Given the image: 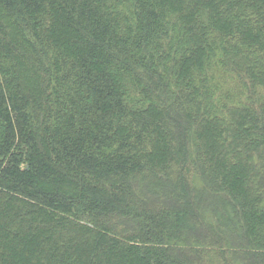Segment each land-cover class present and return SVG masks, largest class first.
I'll list each match as a JSON object with an SVG mask.
<instances>
[{
    "label": "trees",
    "instance_id": "obj_1",
    "mask_svg": "<svg viewBox=\"0 0 264 264\" xmlns=\"http://www.w3.org/2000/svg\"><path fill=\"white\" fill-rule=\"evenodd\" d=\"M263 196L264 0H0V264H264Z\"/></svg>",
    "mask_w": 264,
    "mask_h": 264
},
{
    "label": "rangeland",
    "instance_id": "obj_2",
    "mask_svg": "<svg viewBox=\"0 0 264 264\" xmlns=\"http://www.w3.org/2000/svg\"><path fill=\"white\" fill-rule=\"evenodd\" d=\"M218 93L215 94V96L217 95ZM179 124H185L186 120L183 119V118H179ZM200 180V179H199ZM174 188H179L178 186H174ZM229 189L231 191H236L235 187L234 186H229ZM228 187H226V185L223 183L221 184L220 187H212V188H206V192L204 194V200H203V209L206 210L208 207H210V205H212V203L210 202L211 200L209 199L210 196H214V197H219L218 199H221V200H225L227 201V205L225 206V209H228L229 212L231 210V207L230 206H233L235 209H236V212H237V217H232V219H227L225 216H222L220 215L219 213V218H217V221L220 223L221 219L225 217V221L223 222V226L225 225V232H227V235L228 237H233L232 235H238L240 236V238H242L244 241L241 240V244L244 245V247H248L251 243L249 242L250 240V236H249V231L247 230L249 228V224H248V219L246 217H240V213L238 212V208L236 206V201H237V198L236 196L234 197L233 195L228 194ZM229 190V191H230ZM237 193L236 195L238 196V192H235ZM210 195V196H209ZM223 197H225V199H222ZM262 199H264V196L262 197ZM172 201L173 200V196H171V199H169V201ZM170 201V202H171ZM217 210V207H215L214 209V214H216V211ZM218 214V213H217ZM221 216V217H220ZM213 219H216L214 218L213 216ZM236 219H239L238 222H245L246 225H247V229H245V233H244V230L242 231H239L237 228H236V223H235V220ZM197 221V219H196ZM254 226H256V228H260L261 229V223H256L254 222ZM247 240V241H246ZM246 245V246H245ZM243 247V246H241Z\"/></svg>",
    "mask_w": 264,
    "mask_h": 264
}]
</instances>
